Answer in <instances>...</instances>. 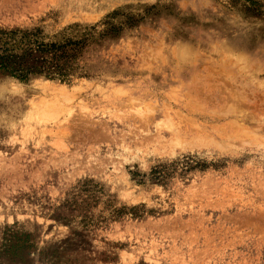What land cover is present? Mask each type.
<instances>
[{
	"label": "rangeland",
	"instance_id": "1",
	"mask_svg": "<svg viewBox=\"0 0 264 264\" xmlns=\"http://www.w3.org/2000/svg\"><path fill=\"white\" fill-rule=\"evenodd\" d=\"M0 29L81 43L0 71V264H264V0H0Z\"/></svg>",
	"mask_w": 264,
	"mask_h": 264
},
{
	"label": "trees",
	"instance_id": "2",
	"mask_svg": "<svg viewBox=\"0 0 264 264\" xmlns=\"http://www.w3.org/2000/svg\"><path fill=\"white\" fill-rule=\"evenodd\" d=\"M80 45L46 42L39 29H0V71L20 81L40 75L64 79L69 72L63 62L78 54Z\"/></svg>",
	"mask_w": 264,
	"mask_h": 264
},
{
	"label": "bare ground",
	"instance_id": "3",
	"mask_svg": "<svg viewBox=\"0 0 264 264\" xmlns=\"http://www.w3.org/2000/svg\"><path fill=\"white\" fill-rule=\"evenodd\" d=\"M187 93H188V92H187ZM45 104H46V103H45ZM52 105H53V106H52ZM54 105H55L54 102H53V103L51 102V104L47 103V105H46L45 107L43 106V109L45 108L44 110H45V111L47 110L46 113L49 111L50 114H51V113L54 114L55 111H58V109L56 110V105H55V106H54ZM41 107H42V106H41ZM57 108H59V107L57 106ZM44 110H43V112H44ZM61 110H62V108H61ZM61 110L59 109V112H60V113H61ZM38 111H39V110H38ZM43 112H42V113H43ZM49 112H48V113H49ZM55 113H56V112H55ZM57 113H58V112H57ZM43 114H45V112H44ZM43 114H42V115H43ZM54 115H55V114H54ZM56 115H58V114H56ZM44 116L48 117L49 115H48V116H47V115H44ZM36 122H37V121H36Z\"/></svg>",
	"mask_w": 264,
	"mask_h": 264
}]
</instances>
